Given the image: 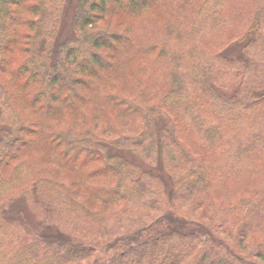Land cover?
Listing matches in <instances>:
<instances>
[{"label":"trees","instance_id":"trees-1","mask_svg":"<svg viewBox=\"0 0 264 264\" xmlns=\"http://www.w3.org/2000/svg\"><path fill=\"white\" fill-rule=\"evenodd\" d=\"M0 264H264V0H0Z\"/></svg>","mask_w":264,"mask_h":264},{"label":"rangeland","instance_id":"rangeland-1","mask_svg":"<svg viewBox=\"0 0 264 264\" xmlns=\"http://www.w3.org/2000/svg\"><path fill=\"white\" fill-rule=\"evenodd\" d=\"M151 200L154 196V192L151 193ZM157 198V197H156ZM189 201L186 202V204H181L182 206H189ZM155 206V205H153ZM152 206V207H153ZM142 207V208H141ZM145 207H150V205L148 206H145L144 204L143 205H136V204H133L131 208H129L130 210V213L124 217V215L121 216V220L118 221L122 226L123 225H132V226H135V225H138V224H142L143 221L147 220V216L145 215ZM128 210V211H129ZM145 212V213H144ZM54 219L53 221L56 222L57 224H62L63 228L74 232L76 234H82V232H85V231H89L91 230V227H89V223L86 222V218L84 216H80V215H76L74 213H69V215H66V214H57V215H54ZM112 222V221H110ZM110 222H107L105 225H107L108 229L112 230V225L114 224L113 223H110ZM126 222V224H125ZM115 223H117V220H115ZM94 224V223H92ZM61 226V225H60ZM115 226H117V229L115 230V232H118L120 230H122V226L120 225H117L115 224ZM107 236H110L109 234H107Z\"/></svg>","mask_w":264,"mask_h":264}]
</instances>
